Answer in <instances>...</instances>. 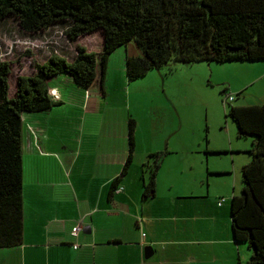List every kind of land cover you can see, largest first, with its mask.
<instances>
[{
	"label": "crops",
	"instance_id": "obj_1",
	"mask_svg": "<svg viewBox=\"0 0 264 264\" xmlns=\"http://www.w3.org/2000/svg\"><path fill=\"white\" fill-rule=\"evenodd\" d=\"M120 69L130 87L124 65ZM110 70L103 81L98 71L88 89L61 77L52 87L62 103L22 115L23 242L0 248V264H248L251 249L235 240L231 224L230 198L239 192L225 178L231 166L250 160L249 153L236 162L239 148L197 147L205 157L188 159L196 150L182 137L183 119L175 122L174 115L162 134L155 127V138L139 147L135 118L132 160L121 190L111 192L130 152L132 114L126 98L108 101ZM252 74L248 84L232 88L252 96L241 105L264 104V67ZM159 151L165 153L156 190L144 197L145 163ZM220 151L233 155L228 166L209 160ZM77 223L82 228L73 235Z\"/></svg>",
	"mask_w": 264,
	"mask_h": 264
},
{
	"label": "trees",
	"instance_id": "obj_2",
	"mask_svg": "<svg viewBox=\"0 0 264 264\" xmlns=\"http://www.w3.org/2000/svg\"><path fill=\"white\" fill-rule=\"evenodd\" d=\"M6 24L31 37L59 29L71 43L100 32L102 45L100 51L78 43L71 52L51 51L34 63L33 73L17 76L11 92V61L3 58L0 42V248L23 242L22 115L62 103L50 91L53 82L64 76L88 89L98 71L103 81L108 59L120 47H125L128 81L169 64L264 61V0H0V29ZM232 97L224 99L225 116L239 138L252 142L250 160L241 167V191L230 198L232 231L251 249L248 264H264V104H231ZM135 128L130 116V152L112 193L121 190L131 163ZM164 153L148 155L144 197L155 193Z\"/></svg>",
	"mask_w": 264,
	"mask_h": 264
},
{
	"label": "rangeland",
	"instance_id": "obj_3",
	"mask_svg": "<svg viewBox=\"0 0 264 264\" xmlns=\"http://www.w3.org/2000/svg\"><path fill=\"white\" fill-rule=\"evenodd\" d=\"M7 26L0 29V42L3 58L11 61V92L17 76L33 73L34 63L43 62L51 51L71 52L76 43L83 44L88 50H101L100 32L80 36L71 43L59 29L54 30L50 35L31 37L19 33L18 25ZM27 50L30 52L27 53ZM254 62H196L172 66L169 64L150 70L144 77L130 82V87H126V79L123 78L124 75L120 69L122 65L125 68V47H120L108 59L109 69H111L109 71L111 79L107 87L108 101L117 102L121 98H126L125 102L130 106V113L137 118L139 147H143L149 138H155V131H153L155 127L162 134L163 127L165 129L170 125L173 117L175 122L182 118V137L196 150V153H187L188 159L196 160L198 157L200 159L205 157L203 151L198 152L197 147L202 149L208 147L210 151L239 148L241 151L233 154L238 162L247 157L248 152L244 150H248L250 142L248 138H239L235 124L226 118L225 109L228 105L225 98L232 95L234 99L230 102L231 104H248V97L252 98V96L247 93L245 97L244 93L233 91L232 88L248 84V78L256 75L252 73L264 67ZM61 88L64 92L68 90L66 86ZM50 91L58 94L53 87ZM159 104L160 107L156 109V105ZM162 118L166 119L162 122ZM221 151L208 158L220 166H228L233 155ZM231 168V174L225 179L229 180L228 184L231 186L236 184V190L240 193L241 166L238 165V169H234L233 166ZM193 172L187 171L188 176ZM211 177L210 179H214L213 176ZM214 187L211 184L210 190Z\"/></svg>",
	"mask_w": 264,
	"mask_h": 264
},
{
	"label": "built area",
	"instance_id": "obj_4",
	"mask_svg": "<svg viewBox=\"0 0 264 264\" xmlns=\"http://www.w3.org/2000/svg\"><path fill=\"white\" fill-rule=\"evenodd\" d=\"M227 98L230 101L233 97H232V95H228ZM223 200H224V197H221L219 203H221ZM81 228H82L81 223H77V225L74 226L73 229H72V234L73 235H77Z\"/></svg>",
	"mask_w": 264,
	"mask_h": 264
},
{
	"label": "clouds",
	"instance_id": "obj_5",
	"mask_svg": "<svg viewBox=\"0 0 264 264\" xmlns=\"http://www.w3.org/2000/svg\"><path fill=\"white\" fill-rule=\"evenodd\" d=\"M54 96H55V94H54ZM56 97V96H55ZM57 98V97H56Z\"/></svg>",
	"mask_w": 264,
	"mask_h": 264
}]
</instances>
